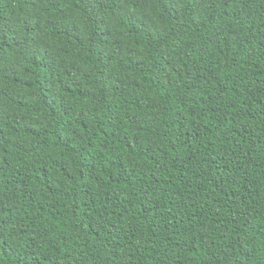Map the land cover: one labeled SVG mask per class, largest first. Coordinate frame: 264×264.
<instances>
[{"label":"trees","instance_id":"obj_1","mask_svg":"<svg viewBox=\"0 0 264 264\" xmlns=\"http://www.w3.org/2000/svg\"><path fill=\"white\" fill-rule=\"evenodd\" d=\"M0 264H264V0H0Z\"/></svg>","mask_w":264,"mask_h":264}]
</instances>
